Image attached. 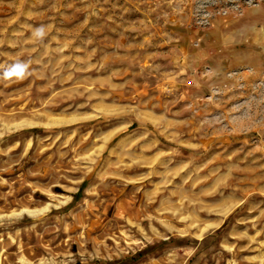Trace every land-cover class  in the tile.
<instances>
[{"label":"rangeland","instance_id":"374dc122","mask_svg":"<svg viewBox=\"0 0 264 264\" xmlns=\"http://www.w3.org/2000/svg\"><path fill=\"white\" fill-rule=\"evenodd\" d=\"M0 264H264V0H0Z\"/></svg>","mask_w":264,"mask_h":264},{"label":"clouds","instance_id":"9594fccd","mask_svg":"<svg viewBox=\"0 0 264 264\" xmlns=\"http://www.w3.org/2000/svg\"><path fill=\"white\" fill-rule=\"evenodd\" d=\"M43 33V29H37L35 35H42ZM27 69V65L26 64H19L15 67L14 72L19 76V77H23V75L25 74V70ZM6 76L9 75V73L5 74Z\"/></svg>","mask_w":264,"mask_h":264},{"label":"crops","instance_id":"0c3cea01","mask_svg":"<svg viewBox=\"0 0 264 264\" xmlns=\"http://www.w3.org/2000/svg\"><path fill=\"white\" fill-rule=\"evenodd\" d=\"M238 33H239V32L236 31V32L234 33V35H237ZM258 33H260V32H258ZM257 35H258V34H257Z\"/></svg>","mask_w":264,"mask_h":264}]
</instances>
